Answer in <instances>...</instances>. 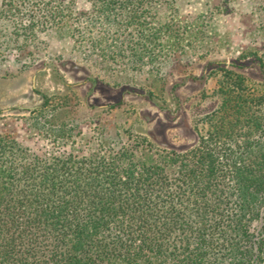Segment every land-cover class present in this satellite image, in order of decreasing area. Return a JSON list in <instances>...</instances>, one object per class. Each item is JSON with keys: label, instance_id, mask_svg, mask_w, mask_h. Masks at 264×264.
<instances>
[{"label": "trees", "instance_id": "obj_1", "mask_svg": "<svg viewBox=\"0 0 264 264\" xmlns=\"http://www.w3.org/2000/svg\"><path fill=\"white\" fill-rule=\"evenodd\" d=\"M174 1L92 3L144 35L147 15ZM68 10L59 0L46 15L63 22ZM141 37L126 44L132 64ZM218 83L219 105L187 150L36 154L0 131V264H264V87L233 69Z\"/></svg>", "mask_w": 264, "mask_h": 264}, {"label": "rangeland", "instance_id": "obj_2", "mask_svg": "<svg viewBox=\"0 0 264 264\" xmlns=\"http://www.w3.org/2000/svg\"><path fill=\"white\" fill-rule=\"evenodd\" d=\"M65 3L60 22L46 15L59 0H0V131L36 154L187 150L206 133L225 69L264 87V0H175L147 15L144 35L92 0ZM165 22L172 31L157 34ZM135 36L147 45L132 64Z\"/></svg>", "mask_w": 264, "mask_h": 264}]
</instances>
